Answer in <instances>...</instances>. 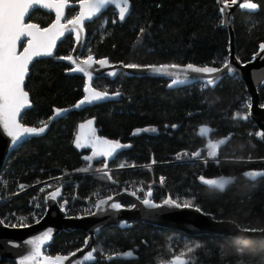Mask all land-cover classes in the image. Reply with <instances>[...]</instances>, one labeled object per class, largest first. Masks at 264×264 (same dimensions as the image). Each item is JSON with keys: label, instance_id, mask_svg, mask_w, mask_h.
I'll list each match as a JSON object with an SVG mask.
<instances>
[{"label": "trees", "instance_id": "obj_1", "mask_svg": "<svg viewBox=\"0 0 264 264\" xmlns=\"http://www.w3.org/2000/svg\"><path fill=\"white\" fill-rule=\"evenodd\" d=\"M129 1L124 20L110 7L86 26L83 57L139 66L220 67L228 61L230 38L218 0ZM257 3L256 11L238 10L234 17L235 48L243 62L251 60L264 43V0ZM77 12L78 8H69L67 20ZM30 15L28 22L41 27L54 19L53 13L41 9ZM73 46V36L68 35L54 57L37 60L30 68L25 88L33 105L21 121L35 127L47 124V128L18 146L0 171L2 200H7L0 207L1 215L29 212L33 196L45 195L48 184L63 183L67 202L73 204L88 196L93 199L115 182L158 183L164 177L154 187V201L167 197L180 203L190 201L217 219L232 220L245 229H264V176L246 175L264 169V143L250 118V95L239 76H227L216 86L197 82L186 87L170 86L162 77L124 73L115 80L100 77L93 86L119 93L117 98L53 118L57 109H70L85 96V77L69 73L71 67L57 59L69 56ZM260 102L264 105V86ZM89 119H94L100 137L128 145L113 160L90 162L87 155L92 148L75 145L79 124ZM146 126L155 130L134 133ZM205 126L212 140L223 141L214 155L217 161L201 160L208 157L207 136L200 131ZM193 157L198 160L183 162ZM102 168L112 170L89 172ZM70 174L74 175L57 179ZM201 177L231 181L219 189ZM86 236L80 229L62 231L45 252L70 254L84 245ZM95 249L97 260L90 264H171L182 254L189 264H264V237L187 235L142 222L103 230L96 237ZM0 264L16 263L2 259Z\"/></svg>", "mask_w": 264, "mask_h": 264}, {"label": "water", "instance_id": "obj_2", "mask_svg": "<svg viewBox=\"0 0 264 264\" xmlns=\"http://www.w3.org/2000/svg\"><path fill=\"white\" fill-rule=\"evenodd\" d=\"M218 2H219L220 13L223 18V27L228 30L229 38H230L229 59L226 62L228 64L227 68L224 67L225 64L220 67L211 66V65L200 66L196 64H191L195 67L207 66L218 69V71L215 73H202V72H194L188 70L187 65L189 64H164V65H176L177 67L169 68L167 69L166 72H158V71H154L151 66L159 67L161 65L139 66L137 68H130L127 67V65L124 63H112L108 58L97 59L94 56L93 57L96 61L106 59L108 63L106 65H101L99 63H92L90 66L85 65L83 61L86 60L88 56L83 57L82 53L87 38L86 26L89 23L93 22L95 19L99 18L110 7L115 8V10L119 13V8L117 4H112L103 8L100 13L96 14L91 19L85 20L83 28L80 30L79 40H77L76 38V30L73 29L72 25H68V28L65 30L64 35L60 36L57 39L55 47L52 49L51 55H41L33 58L32 62L28 66V73L25 77L24 86L26 85L27 77L29 75V71L32 65L37 60L54 57L56 55L59 44L68 35H72L74 39V46L69 56H71L73 60H75L77 63L73 64L70 60L66 59V57L69 56H61L58 57L57 59L66 62L71 67L69 73L71 74L77 73L83 75L86 79V87L91 85V87L95 88L93 86V82L96 78L103 77V78L115 80L121 73H124L129 77L151 76V77L166 78L171 82L170 86L173 87H186L193 85L194 83L197 82H202L209 86H216L227 76H236V75L239 76L245 82L247 91L250 95V118L258 128V139L264 143V136L260 135L261 133H264V105H261L260 102V89L264 86V50L261 49V45H264V43L260 44L258 51L253 55L251 60L247 62H243L237 56V52L235 48V32L233 28L235 13L238 10L254 12L258 9V7L256 9H246L240 7V4L242 2H245V0H237V3L235 5L231 3V0H227V4H225V0H218ZM252 2L257 3V0H252ZM117 3H119V0H117ZM72 7L78 8V12L76 15L79 14L81 10L80 2L79 1L74 2L72 0H68V3L64 8L63 17L61 18L62 24H67L68 21L66 18L67 10ZM130 7H131V3L129 1V11H130ZM221 8H223V12H221ZM36 9H41L43 11L53 13L54 19L47 27H50L53 23L56 22L55 9H49L43 6H36L34 9H30L29 14H31ZM129 11L125 15V18L128 16ZM27 20H28V16L25 17V22ZM30 23H34V22H30ZM41 28H46V27H41ZM28 39H29L28 37H22L21 41L18 42V47H17L18 53H20L19 47L22 45V43L25 40ZM77 64L84 67L86 71L83 73L79 71H74ZM89 73L91 74V80H89V75H88ZM176 79H179L180 82L173 83V80ZM209 80L213 82L209 84L208 83ZM96 90L101 91L99 89ZM25 91H27L26 88ZM85 95H87V93H85ZM117 97L118 95L116 94L108 93L107 97L101 100L93 101L92 103L79 104V102L84 98L83 97L72 108L64 109V110L62 109L59 114L55 112L53 118L62 116L68 113L70 110H80L84 107L92 106ZM32 105L33 104L30 100V95H29V105L22 110L19 118L20 123H22L25 127H35L24 124L21 121L24 112L29 110L32 107ZM41 134L42 133L25 134V136L22 137L16 144H12L11 137L7 136L2 125H0V171L2 170L6 161L10 157L11 153L18 146H20L26 140L32 137L39 136ZM97 138H99L100 140H106L100 136H97ZM92 150L96 153V148L93 147V141H92ZM118 152H119V148L111 156L99 155V157L109 162L114 158H116ZM249 173L255 174L250 176L253 178L257 176H264L260 174V173H264V169L258 171H250ZM57 190H59L60 195L57 196L55 199H52L51 193ZM62 192L63 189L61 187H58L49 191L46 194V202H47L46 213L41 221L34 223L30 226H26V227L7 226L1 220V214H0V260L10 259L13 260L16 264H19L21 259H23L25 256L31 255L34 250V246L28 243V241L35 240L38 237L42 236L45 232L50 230L51 239L45 241L41 245L42 255L40 257H37V260L33 261V264H45L44 257L55 258L57 256L69 257L68 260L63 261V264L94 263L97 260L96 249H95L96 237L103 230L109 227L126 228L132 223H136V222L152 224L155 226L171 229L174 231H181L187 235L214 234V235L235 236L242 239L264 237V229L256 230L255 232L245 231L246 229L242 228L236 222L226 219H217L214 214L205 212L201 208L194 205L188 208H184V207L178 208L172 205L164 204V201L171 197H167L162 202H156L150 199L154 204L161 206L149 207L143 203V200L140 199L137 193L130 190L122 191L113 194L110 197L102 199L106 201V203L102 205L100 204L101 201L100 200L97 204V208L95 209V212L89 216L79 217V216L68 215L65 208L60 203ZM1 202H2V195L0 191V205ZM113 203H118L121 205V207L119 209L112 208L111 205ZM78 229L83 230L87 234L84 241V245L81 248L66 255L64 254L49 255L45 252V249L52 243L54 238L58 236L62 231L71 232ZM92 249H95V252L93 253L94 259L84 260V257ZM73 253H75V255H72Z\"/></svg>", "mask_w": 264, "mask_h": 264}, {"label": "snow or ice", "instance_id": "obj_3", "mask_svg": "<svg viewBox=\"0 0 264 264\" xmlns=\"http://www.w3.org/2000/svg\"><path fill=\"white\" fill-rule=\"evenodd\" d=\"M81 10L78 15L73 19H69L67 24L61 23V18L64 14V8L66 7L68 0H0V125H2L4 131L8 137H11V143L16 144L25 134H40L45 131L47 124H43L40 127H25L20 123V115L23 109L29 105V95L25 91L24 81L28 73V66L32 62L33 58L41 55H51L52 49L55 47L56 41L60 36L64 35L68 25H72L76 30V38L79 40L80 30L83 28L85 20L91 19L101 10L109 5L117 4L119 8V19L123 20L125 15L129 11V0H79ZM231 3L235 5L237 0H231ZM227 4V0H225ZM36 6H43L49 9H55L56 22L50 27L41 28L34 23H25V17L28 16L31 19L30 9H34ZM240 7L246 9H256L257 3L252 0H245L240 4ZM223 12V8H221ZM22 37H28L27 46L23 48V51L18 53V42ZM261 49L264 50V45H261ZM73 64L77 62L73 60L71 56L66 57ZM85 65H91L92 63H99L106 65L108 61L106 59L96 61L92 55H89L86 60L83 61ZM130 68H137L139 65L130 64L127 65ZM154 71L166 72L169 68H175L176 65H161L159 67L151 66ZM224 67H228L225 63ZM187 69L194 72L202 73H215L218 71L214 67H195L191 64L187 65ZM74 71L85 72L86 69L77 64ZM89 80H91V74L89 73ZM180 82L179 79L173 80V83ZM213 81L209 80L211 84ZM87 95L79 102V104L92 103L93 101L101 100L107 97L108 93L103 91H97L95 88L89 85L84 89ZM119 95V93H116ZM79 106V105H77ZM60 109H57V114L60 113ZM246 118V117H245ZM92 121H88L87 125H80L81 130L88 128L90 136L88 139L93 141V147L96 148L95 155L111 156L122 145L117 141L100 140L95 137V131L92 129ZM209 129L202 128L201 133H207ZM260 135L264 136V133ZM83 137L78 136L76 143L77 146H81ZM220 143H223L221 141ZM217 144L210 145L209 155L216 154ZM199 155V153H197ZM90 159V158H88ZM264 175V173H260ZM246 175L252 176L254 173H246ZM201 180L210 185L223 189L228 183L230 178L219 179H205L201 177ZM59 190L51 193V198L55 199L59 196ZM151 196V192L148 193ZM106 201L101 200L100 204H104ZM143 203L149 207H160L161 205L154 204L150 199L143 200ZM166 205H172L175 207H192L190 201L183 203L173 200L171 198L164 201ZM112 208L119 209L121 207L118 203H113ZM26 226V225H21ZM248 232H255V229H246ZM51 239V231L45 232L42 236L35 240L28 241V243L34 246V250L31 255L25 256L20 260L19 264H33V261L37 260V257L42 255L41 245ZM191 252L192 249L187 250ZM95 249H92L84 257V260L94 259L93 253ZM72 255H75L73 253ZM131 255V253H128ZM186 254L175 257L171 264H189V260L185 259ZM69 257L57 256L55 258L44 257L45 264H63V261L68 260Z\"/></svg>", "mask_w": 264, "mask_h": 264}, {"label": "built area", "instance_id": "obj_4", "mask_svg": "<svg viewBox=\"0 0 264 264\" xmlns=\"http://www.w3.org/2000/svg\"><path fill=\"white\" fill-rule=\"evenodd\" d=\"M25 23H30L28 20ZM27 45V40H25L22 45L19 47V52L23 50L24 47ZM201 160H208L206 158H202ZM192 161V159H185L183 162H188ZM264 162V159L261 160ZM112 170V168H102L99 170L95 171H89V172H108ZM85 173V172H82ZM74 174L70 175H63L60 177H57V179H65L66 177L73 176ZM165 178L160 177L159 182L157 183L156 181L152 182H145L143 180L139 181H125L123 184H120L118 182L113 183L114 187H107L103 189V191L98 192L96 195H94L93 199L91 197H86L81 200L79 203H68L67 202V193L64 190V184L60 183L58 186H60L63 189L62 196L60 199L62 201L60 202L61 205L65 208L66 212L68 215H73V216H79V217H84V216H89L92 213L95 212V209L97 208V204L100 200L110 197L113 194L122 192V191H133L137 193L140 197L141 200L145 199H151L152 198V193L154 190V187L156 184H162L164 182ZM116 187V188H115ZM52 189H46V194L51 191ZM151 192V196H148V193ZM46 194L43 195L42 192L38 193L37 195L33 196V205L29 212L25 214H19L17 212L11 211L7 212L4 215H1V220L10 227H26L30 226L34 223H37L42 220L43 216L46 213L47 209V202H46ZM74 199H77V194H74ZM64 198V200H63ZM7 200H2L0 207L6 202ZM21 225H26V226H21Z\"/></svg>", "mask_w": 264, "mask_h": 264}, {"label": "rangeland", "instance_id": "obj_5", "mask_svg": "<svg viewBox=\"0 0 264 264\" xmlns=\"http://www.w3.org/2000/svg\"><path fill=\"white\" fill-rule=\"evenodd\" d=\"M88 121H92V122H93L92 125H91V127H92V129H94V131H95V137L99 136L98 133H97V129H96V127H95V124H94V119H89V120H87V121H84V122L80 123L79 126H78V128H77V133H76V137H75V145H76V146H77V143H76L77 137H78V136H82V137H83V139H82V141H81V146H79V147L77 146L79 149H82V148H92V141H90V140L88 139V137L90 136L89 129H88V128H85V129L81 130V128H80V125H82V124L87 125ZM202 128H207V129H209V128L206 127V126H205V127H201V129H202ZM201 129H200V131H201ZM154 130H155V128H153V127H149V126H146V127L137 128V129L134 131V133H135V134H139V133H142V132H144V131H154ZM209 132H210V130H209L207 133H204V135L207 136V148H208V151H207V153H208V157H201V159H202V158H206V159H208V160H204V161L217 160L213 155H209L210 145H211V144H217V145H218L217 148H216V151H217L218 147H219L220 144H221V143H220L221 141H219V140H212V139L210 138ZM120 144H121V143H120ZM121 145H122V147H120L119 149L128 146V145H126V144H121ZM94 153H95V152L92 151L89 155H87V158H90V159H89L90 162H95L96 160L101 159V158L99 157V155H95ZM190 159H192V161L198 160L197 157H193V158H190ZM148 167L150 168L151 166H148ZM58 187H60V186H58V185H50V184H48L45 188H46V189L49 188V189H52V190H53V189L58 188ZM127 254H128V253H127Z\"/></svg>", "mask_w": 264, "mask_h": 264}]
</instances>
